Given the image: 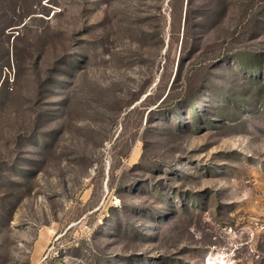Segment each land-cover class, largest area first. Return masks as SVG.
<instances>
[{"label": "rangeland", "instance_id": "1", "mask_svg": "<svg viewBox=\"0 0 264 264\" xmlns=\"http://www.w3.org/2000/svg\"><path fill=\"white\" fill-rule=\"evenodd\" d=\"M0 264H264V0H0Z\"/></svg>", "mask_w": 264, "mask_h": 264}]
</instances>
